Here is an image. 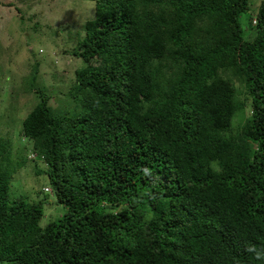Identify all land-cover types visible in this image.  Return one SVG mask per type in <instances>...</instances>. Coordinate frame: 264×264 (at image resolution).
I'll return each instance as SVG.
<instances>
[{
    "label": "trees",
    "instance_id": "16d2710c",
    "mask_svg": "<svg viewBox=\"0 0 264 264\" xmlns=\"http://www.w3.org/2000/svg\"><path fill=\"white\" fill-rule=\"evenodd\" d=\"M92 1L69 85L31 73L29 150L0 136V263L264 264V0Z\"/></svg>",
    "mask_w": 264,
    "mask_h": 264
},
{
    "label": "rangeland",
    "instance_id": "374dc122",
    "mask_svg": "<svg viewBox=\"0 0 264 264\" xmlns=\"http://www.w3.org/2000/svg\"><path fill=\"white\" fill-rule=\"evenodd\" d=\"M251 2L252 6L258 4V0ZM93 12L92 0H0V136L6 137L11 131L15 155L29 150L27 139L18 131L25 113L37 101L34 88L30 89L31 73L36 70L35 82L46 92L65 89L75 67L82 64L81 59L70 55V50L81 39L83 23L92 18ZM250 13L242 14L240 20L245 22ZM239 120L235 117L233 125ZM33 155L30 152L28 157ZM32 167V161L27 160L12 172L10 194L30 202L45 196L43 207L47 214L40 221L45 225L64 208L53 202L47 175L36 174ZM46 208L52 210L51 217H47Z\"/></svg>",
    "mask_w": 264,
    "mask_h": 264
},
{
    "label": "clouds",
    "instance_id": "9594fccd",
    "mask_svg": "<svg viewBox=\"0 0 264 264\" xmlns=\"http://www.w3.org/2000/svg\"><path fill=\"white\" fill-rule=\"evenodd\" d=\"M50 191L52 192V190L50 189Z\"/></svg>",
    "mask_w": 264,
    "mask_h": 264
}]
</instances>
